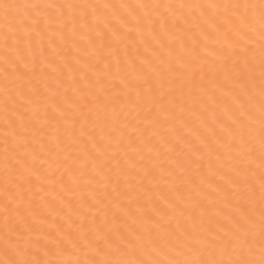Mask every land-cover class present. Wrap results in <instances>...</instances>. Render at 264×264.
I'll list each match as a JSON object with an SVG mask.
<instances>
[{
    "label": "snow or ice",
    "instance_id": "obj_1",
    "mask_svg": "<svg viewBox=\"0 0 264 264\" xmlns=\"http://www.w3.org/2000/svg\"><path fill=\"white\" fill-rule=\"evenodd\" d=\"M0 264H264V0H0Z\"/></svg>",
    "mask_w": 264,
    "mask_h": 264
}]
</instances>
